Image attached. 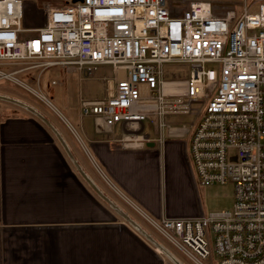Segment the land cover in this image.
Returning <instances> with one entry per match:
<instances>
[{
  "label": "built area",
  "instance_id": "obj_1",
  "mask_svg": "<svg viewBox=\"0 0 264 264\" xmlns=\"http://www.w3.org/2000/svg\"><path fill=\"white\" fill-rule=\"evenodd\" d=\"M44 15L24 27L26 1L0 0V65L80 78L112 66L107 95L82 98L80 116L128 142L145 139L146 121L171 129L167 116L187 115L196 179L232 183L233 207L151 224L196 264H264V0H200L182 14L168 0H65ZM168 63L188 64V78L164 79Z\"/></svg>",
  "mask_w": 264,
  "mask_h": 264
},
{
  "label": "crops",
  "instance_id": "obj_2",
  "mask_svg": "<svg viewBox=\"0 0 264 264\" xmlns=\"http://www.w3.org/2000/svg\"><path fill=\"white\" fill-rule=\"evenodd\" d=\"M101 67L108 86L113 68ZM21 104L0 94V264H181L130 211L204 215L188 199L199 184L192 129L167 116L171 129L149 120L145 139L128 142L120 126L97 129L89 117L77 127L65 116L73 129H59Z\"/></svg>",
  "mask_w": 264,
  "mask_h": 264
},
{
  "label": "rangeland",
  "instance_id": "obj_3",
  "mask_svg": "<svg viewBox=\"0 0 264 264\" xmlns=\"http://www.w3.org/2000/svg\"><path fill=\"white\" fill-rule=\"evenodd\" d=\"M26 17L24 27H39L46 22L44 7L49 3L56 5L64 3L65 0H25ZM200 0H168L173 13L182 14L188 10L191 4ZM213 3H229L231 0H208ZM219 12V11H217ZM221 13V12H219ZM34 31L25 32L24 37H32ZM36 61H25L23 63L2 64L0 72L7 74L15 73L12 77H4L0 73V94L6 95L13 100L21 103H27L36 109L43 117L53 122L59 129L65 125L66 129H73L68 119L77 127L81 121L90 124L91 118H80L78 105L83 99H97L107 95V78L112 75L108 67H100L96 74L91 77H82L75 72H66L60 68H49L40 75L39 68H31ZM164 79L177 80L186 79L189 75V65L186 63H168L163 66ZM106 76V77H104ZM16 78V79H15ZM52 81H56L55 84ZM37 94V95H36ZM41 95H46L53 106L45 102ZM22 105V104H21ZM25 107L24 105H22ZM63 114H62V113ZM68 118H66V117ZM173 125L177 127L189 126L187 115L168 116ZM92 125V124H91ZM149 129V122H146ZM117 129H120L117 126ZM188 199L194 206L199 208L204 215L211 212L230 210L233 207L234 188L232 183H216L211 185L196 184ZM130 211V210H129ZM141 225L149 232L158 243L162 244L163 251L170 258L174 255L175 259L181 264H196L182 251L168 241L151 224L135 210L130 211ZM172 253V254H171ZM205 264H211L210 260H205Z\"/></svg>",
  "mask_w": 264,
  "mask_h": 264
},
{
  "label": "bare ground",
  "instance_id": "obj_4",
  "mask_svg": "<svg viewBox=\"0 0 264 264\" xmlns=\"http://www.w3.org/2000/svg\"><path fill=\"white\" fill-rule=\"evenodd\" d=\"M37 95V94H36ZM41 97L45 100V102H47L48 104H50L51 106H53L52 104H51V102L45 97V96H43V95H41ZM54 107V106H53Z\"/></svg>",
  "mask_w": 264,
  "mask_h": 264
},
{
  "label": "water",
  "instance_id": "obj_5",
  "mask_svg": "<svg viewBox=\"0 0 264 264\" xmlns=\"http://www.w3.org/2000/svg\"><path fill=\"white\" fill-rule=\"evenodd\" d=\"M72 2H77V1H81V0H71Z\"/></svg>",
  "mask_w": 264,
  "mask_h": 264
}]
</instances>
